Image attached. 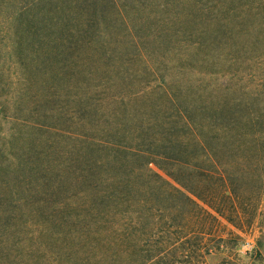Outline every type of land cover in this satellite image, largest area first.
Listing matches in <instances>:
<instances>
[{
  "label": "rangeland",
  "instance_id": "374dc122",
  "mask_svg": "<svg viewBox=\"0 0 264 264\" xmlns=\"http://www.w3.org/2000/svg\"><path fill=\"white\" fill-rule=\"evenodd\" d=\"M10 1L0 11V245L7 244L0 264H81L57 225L40 213L22 211L33 200L19 194V183L40 179L48 192L35 198L57 204L60 191L47 189L48 179L60 184L68 148L75 149L71 163L77 165L94 164L116 145L173 170L174 153L160 142L177 126L175 106L166 96L188 91L192 71L208 66L189 60L187 46L194 39L179 0L173 2L178 7H170L172 0H114L121 15L108 0H95L98 13L88 29L89 42L59 25L45 30L47 39L31 44L19 41L10 25L16 10L31 0ZM173 12L182 24L168 21ZM172 26L181 28L176 36ZM9 31L11 42L4 40ZM79 141L86 143L83 149ZM253 156L238 160L254 167L238 171L233 194L215 192L218 199L230 197L221 203L224 216L186 221L189 228L204 226L202 237L189 231L163 252L129 251L107 264H142L149 257L151 264L158 259L162 264H264V187L256 183L264 179V160ZM149 168L165 175L154 164Z\"/></svg>",
  "mask_w": 264,
  "mask_h": 264
},
{
  "label": "trees",
  "instance_id": "16d2710c",
  "mask_svg": "<svg viewBox=\"0 0 264 264\" xmlns=\"http://www.w3.org/2000/svg\"><path fill=\"white\" fill-rule=\"evenodd\" d=\"M108 1L116 9L114 0ZM174 1L170 7H178ZM11 3L0 0V11ZM179 5L194 39L187 46L189 60L203 61L208 70L194 69L188 91L166 96L175 106L177 126L160 142L168 143L174 153L173 170L116 145L94 164L87 160L86 165H77L71 163L75 149L68 148L60 184L48 179L47 189L60 191L57 204L35 198L46 195L40 179L33 185L35 179L19 183V194L33 200L22 211H35L57 225L81 264H107L110 257L129 251L163 252L189 231L202 237L205 227L189 228L186 221L224 216L221 203L230 197L218 199L215 192L228 189L233 194L236 174L254 167L240 165L239 159L259 154L264 160V0H179ZM117 7L120 15L124 13ZM16 11L10 25L16 27L17 39L27 44L47 39L45 30L59 25L74 30L70 36L89 42L88 29L98 13L95 0H31ZM174 13L168 21L182 24ZM169 28L175 30L174 36L181 29ZM11 39L12 32H5L4 40ZM223 68L222 74L216 72ZM80 143L83 149L86 143ZM256 183L264 187V179ZM157 236L159 240L154 239ZM5 247L3 242L0 252ZM152 259L142 264H151Z\"/></svg>",
  "mask_w": 264,
  "mask_h": 264
}]
</instances>
